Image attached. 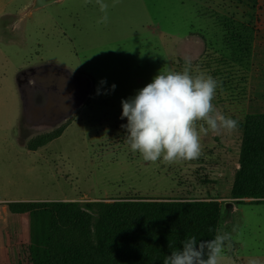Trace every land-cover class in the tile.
<instances>
[{
    "label": "rangeland",
    "instance_id": "374dc122",
    "mask_svg": "<svg viewBox=\"0 0 264 264\" xmlns=\"http://www.w3.org/2000/svg\"><path fill=\"white\" fill-rule=\"evenodd\" d=\"M25 2L3 1L10 10ZM105 2L107 23L97 22L103 13L95 0L36 7L26 17L23 44L0 43V264L46 263L43 208L18 212L10 202L132 197L216 200L217 235L231 237L220 264H264V129L247 123L252 106L230 101L218 87L216 109L244 127L202 134L197 159L168 165L132 152L121 118V100L158 72L182 71L191 60L192 74L211 75L199 62L230 58L242 24L264 27V0ZM234 68L241 83L242 70ZM112 84L115 90L104 94ZM68 119L58 137L26 149L27 140Z\"/></svg>",
    "mask_w": 264,
    "mask_h": 264
},
{
    "label": "trees",
    "instance_id": "16d2710c",
    "mask_svg": "<svg viewBox=\"0 0 264 264\" xmlns=\"http://www.w3.org/2000/svg\"><path fill=\"white\" fill-rule=\"evenodd\" d=\"M231 40L230 58L221 55L199 64L209 69L213 78L217 76L219 87L229 91L230 101L251 105L244 115L247 123L264 129V27L242 24ZM235 66L242 70L241 83ZM223 74L227 75L220 77ZM233 119L238 121L237 128L244 127L242 119ZM70 120L36 134L27 140L26 149L36 150L58 137ZM8 206L18 212L43 208L45 264H163L192 236L198 242L214 239L220 216L214 199L176 197L18 200Z\"/></svg>",
    "mask_w": 264,
    "mask_h": 264
},
{
    "label": "clouds",
    "instance_id": "9594fccd",
    "mask_svg": "<svg viewBox=\"0 0 264 264\" xmlns=\"http://www.w3.org/2000/svg\"><path fill=\"white\" fill-rule=\"evenodd\" d=\"M91 2L84 0L85 5ZM118 2L113 0L112 6ZM95 4L103 13L97 22L107 23L110 5L105 0H95ZM191 67L192 61L186 60L182 71L158 72L132 98L121 100V118L127 119L122 125L127 131L126 141L145 162L168 165L197 159L202 153V134L232 132L238 126L237 120L225 116L213 104L220 82L203 72L192 74ZM105 83L101 79L97 94H102ZM115 87L112 84L103 93ZM230 239L227 233L199 242L192 236L179 250L172 251L163 264H220ZM249 264L260 262L253 259Z\"/></svg>",
    "mask_w": 264,
    "mask_h": 264
},
{
    "label": "crops",
    "instance_id": "0c3cea01",
    "mask_svg": "<svg viewBox=\"0 0 264 264\" xmlns=\"http://www.w3.org/2000/svg\"><path fill=\"white\" fill-rule=\"evenodd\" d=\"M3 1L4 0H0V43L5 45L10 44L14 45L15 47H19L26 40V17L30 14L31 11H33V9H36V7L34 6L35 0H27V2L22 4L16 10L8 9L7 6L3 3ZM62 1L63 0H54L51 3H60ZM67 38H69L68 35ZM0 55H3V52L0 51ZM17 82L18 84L20 82L19 74L17 75ZM53 93H55V91ZM22 96L24 104V94H22ZM65 96H67V94ZM67 102L70 103V101H63V103H61L60 105H64L63 107H66ZM66 111L67 110H65L64 112ZM23 112H26L25 104ZM69 113H72L71 108L68 110L67 114Z\"/></svg>",
    "mask_w": 264,
    "mask_h": 264
},
{
    "label": "water",
    "instance_id": "95a60500",
    "mask_svg": "<svg viewBox=\"0 0 264 264\" xmlns=\"http://www.w3.org/2000/svg\"><path fill=\"white\" fill-rule=\"evenodd\" d=\"M53 1L54 0H35L34 6L35 7L43 6V5L49 4V3L53 2ZM226 206H228V205H226Z\"/></svg>",
    "mask_w": 264,
    "mask_h": 264
}]
</instances>
